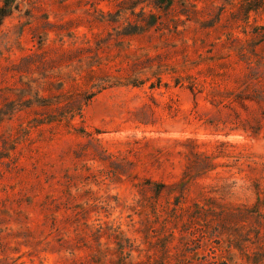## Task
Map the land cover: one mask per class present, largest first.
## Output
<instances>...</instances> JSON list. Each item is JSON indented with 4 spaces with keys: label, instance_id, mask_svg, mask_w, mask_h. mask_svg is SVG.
I'll use <instances>...</instances> for the list:
<instances>
[{
    "label": "rangeland",
    "instance_id": "rangeland-1",
    "mask_svg": "<svg viewBox=\"0 0 264 264\" xmlns=\"http://www.w3.org/2000/svg\"><path fill=\"white\" fill-rule=\"evenodd\" d=\"M161 2L0 24V264H264V0Z\"/></svg>",
    "mask_w": 264,
    "mask_h": 264
},
{
    "label": "trees",
    "instance_id": "trees-1",
    "mask_svg": "<svg viewBox=\"0 0 264 264\" xmlns=\"http://www.w3.org/2000/svg\"><path fill=\"white\" fill-rule=\"evenodd\" d=\"M16 1L17 0H2L0 5V24L6 17H8L12 13V10L14 9L13 6ZM172 1L173 0H162L160 5L169 8L172 5ZM163 188L164 186L158 184L156 186V191L159 192ZM257 203H260V199H257Z\"/></svg>",
    "mask_w": 264,
    "mask_h": 264
}]
</instances>
